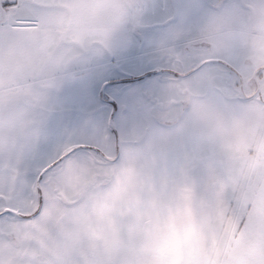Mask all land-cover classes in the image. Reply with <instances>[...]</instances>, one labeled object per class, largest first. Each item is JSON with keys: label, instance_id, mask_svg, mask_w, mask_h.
<instances>
[{"label": "snow or ice", "instance_id": "obj_1", "mask_svg": "<svg viewBox=\"0 0 264 264\" xmlns=\"http://www.w3.org/2000/svg\"><path fill=\"white\" fill-rule=\"evenodd\" d=\"M96 2L0 0V264H174L165 249L187 199L154 221L146 205L113 190L109 176L134 140L177 128L184 130L169 168L187 164L220 248L226 253L239 242L240 264H264V215L241 199L228 166L237 149L226 150L219 136L190 123L202 106L210 112L254 107L264 116V65L244 73L264 0H136L137 29L146 28V17L167 18L156 40L170 73L162 86L166 98L155 107L133 101L138 111L130 121L100 124L83 116L73 124L60 94L95 55L86 45L95 36L89 21ZM22 67L28 74L16 75ZM45 95L42 113L35 98ZM41 118L39 133L26 127ZM258 126L264 134V118ZM179 264L236 262L210 242Z\"/></svg>", "mask_w": 264, "mask_h": 264}, {"label": "rangeland", "instance_id": "obj_2", "mask_svg": "<svg viewBox=\"0 0 264 264\" xmlns=\"http://www.w3.org/2000/svg\"><path fill=\"white\" fill-rule=\"evenodd\" d=\"M152 2L163 5L168 0L166 2L152 0ZM144 24L146 28L144 30L136 28V34L141 41L147 35L153 50L148 55L150 64H145L140 69L144 68L146 72L156 71V74L148 75L138 81L104 83L106 100H113L118 104V111L113 121L132 120L138 111L133 101L155 107L166 98L162 86L166 84L170 73L167 71V60L160 52L156 40L166 31L167 18L163 14L146 17ZM262 65H264V20L254 26L248 38L245 76L253 75ZM139 75L142 74L127 78ZM94 84L99 85L100 82ZM35 99L39 103L38 110L46 113L48 108L43 103L47 99L45 101ZM62 100L67 106L64 107L71 110L67 113L73 124L83 116L91 117L100 124L111 122L114 109L112 104L103 102L96 94H88L83 99L75 96L62 97ZM262 118L264 116L254 107L238 111L226 109L210 112L206 106H202L193 110L190 121L191 126L204 135L219 136L226 150L230 151L233 147L237 149L236 156H230L228 159L229 170L234 171L238 177L241 199L254 202L256 215H260L264 210V177L260 175V169L264 167V134L258 126ZM42 122L41 118L36 125L26 127H34L36 133H39ZM183 130V128L162 129L130 143L123 154L120 166L109 176L112 189L131 195L136 205H146L147 212L152 215L154 221L170 209H174L177 204L183 205L187 199V210L175 218L170 225L172 236L165 249L166 254L173 258L174 264H179L180 257H195L203 253L210 242L216 245L218 254H227L236 264H240L244 253L239 242L228 246L226 253L225 249L220 248L221 238L212 229L205 202L200 198L197 182L192 178L187 164L177 172H172L169 168V154ZM209 169L212 170L211 165Z\"/></svg>", "mask_w": 264, "mask_h": 264}, {"label": "crops", "instance_id": "obj_3", "mask_svg": "<svg viewBox=\"0 0 264 264\" xmlns=\"http://www.w3.org/2000/svg\"><path fill=\"white\" fill-rule=\"evenodd\" d=\"M135 3L136 0H97L95 11L89 21L95 36L92 42L86 45L90 54L95 55L86 66L76 69V79L65 84L60 94L61 98L75 96L83 99L91 93L101 98L104 83L146 72V69L140 68L150 64L148 55L152 53L153 48L147 35L144 36L145 41L143 38L144 42L139 39L136 27L132 24ZM106 44L113 49L111 52L105 51ZM26 74L27 70L23 67L16 72V75L20 76ZM96 82L100 84H94ZM70 89L72 90L69 93ZM37 99L38 101L47 99L43 104L48 108L47 95ZM102 101L104 102L103 99ZM65 109H68L66 110L68 113L71 112L69 108ZM260 215H264V210Z\"/></svg>", "mask_w": 264, "mask_h": 264}, {"label": "trees", "instance_id": "obj_4", "mask_svg": "<svg viewBox=\"0 0 264 264\" xmlns=\"http://www.w3.org/2000/svg\"><path fill=\"white\" fill-rule=\"evenodd\" d=\"M154 74H156V71H150V72L143 73L142 75H139V76L126 78V79H121V80H117V81H109V82L118 83V82H125V81H138V80L144 79L148 75H154ZM101 98L105 102H108V103L112 104V106L115 104V107H113L114 109H113V112H112V119H111V122H112L114 120V117L116 116L117 111H118V104L116 102H114L113 100H106V98L104 96V90L103 89L101 91Z\"/></svg>", "mask_w": 264, "mask_h": 264}]
</instances>
